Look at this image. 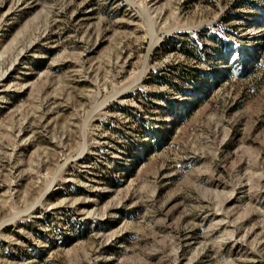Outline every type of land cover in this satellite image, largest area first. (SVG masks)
<instances>
[{"label": "rangeland", "instance_id": "1", "mask_svg": "<svg viewBox=\"0 0 264 264\" xmlns=\"http://www.w3.org/2000/svg\"><path fill=\"white\" fill-rule=\"evenodd\" d=\"M0 264H264V0H0Z\"/></svg>", "mask_w": 264, "mask_h": 264}, {"label": "trees", "instance_id": "2", "mask_svg": "<svg viewBox=\"0 0 264 264\" xmlns=\"http://www.w3.org/2000/svg\"><path fill=\"white\" fill-rule=\"evenodd\" d=\"M186 52V51H185Z\"/></svg>", "mask_w": 264, "mask_h": 264}]
</instances>
